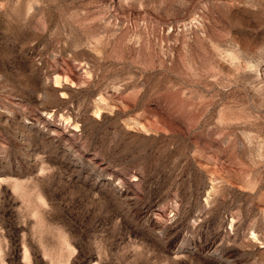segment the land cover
Here are the masks:
<instances>
[{"label":"rangeland","instance_id":"rangeland-1","mask_svg":"<svg viewBox=\"0 0 264 264\" xmlns=\"http://www.w3.org/2000/svg\"><path fill=\"white\" fill-rule=\"evenodd\" d=\"M0 264H264V0H0Z\"/></svg>","mask_w":264,"mask_h":264}]
</instances>
